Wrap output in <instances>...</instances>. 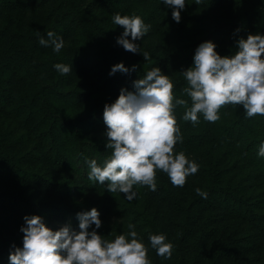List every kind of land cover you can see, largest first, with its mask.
Returning <instances> with one entry per match:
<instances>
[{
  "label": "trees",
  "instance_id": "trees-1",
  "mask_svg": "<svg viewBox=\"0 0 264 264\" xmlns=\"http://www.w3.org/2000/svg\"><path fill=\"white\" fill-rule=\"evenodd\" d=\"M224 3L233 7L232 12L223 17H217L213 13L214 4L223 5ZM104 4L123 8L117 0H88L85 4L82 0H57L52 27L25 32L8 27L0 30V37H4L1 46L3 63L0 64V87L3 89L2 74L7 64L5 61L26 70L28 88L24 90L22 107L27 111V117L37 112L31 116V120H34L33 128L47 142L53 157L73 175V178L59 181L42 179L51 186L63 190L70 199L69 206L61 209L48 201L39 204L40 209L37 213L43 219H47L48 227H51L55 221L61 223L53 230L65 224L78 230L79 221L76 213L90 210L92 207L97 208L100 219L106 214H115L113 201L120 199V195L122 198L124 196L123 193L109 192L104 184L90 180L87 175L90 169L85 162V157L90 158V151L91 154L98 152L102 156V159L97 160L101 164L112 151L105 146L107 126L103 121V107L92 101L83 113H78L75 100L80 93L68 86L64 74L53 69L55 60L43 59L39 53L40 35L47 39L46 33L49 30L63 32L70 23H75L79 35L76 48L80 54L75 62L82 66L88 60L94 61L97 84L100 83L110 94H116L119 74L134 80L142 78L151 68V61L143 63L124 53H113L105 47L100 34L107 32L106 25L98 20L95 13L96 6ZM203 4L206 11L192 13L184 9L178 23L171 16V8L164 5L162 0L161 2L145 0L144 4L139 3L131 10L151 25L149 29L151 36L162 32L163 38L176 49V58L179 62L177 68H180V71L191 65L194 50L202 41L211 40L216 44V51L219 54L231 55L237 50L236 40L240 37L246 38L248 29L253 30V33L264 34V0H203ZM236 29H239V32L235 31ZM90 34H93V37H90ZM57 60L62 61L61 58ZM118 62H123L130 69L132 65L137 67L127 73L117 70L109 75L111 66ZM175 77L178 79L174 78L175 82L173 81V102L176 98H183L190 103L189 97L182 92L183 87L177 83L181 81L186 84V80L182 74ZM81 95L85 98L88 92ZM1 100L5 102L6 98ZM227 105L220 108V118L217 121H207L201 114L196 124L182 118L185 105L177 104L173 109L183 136V141L177 142V148L185 151L189 144H194L197 148H205V154L198 162L197 173L204 179V186L201 189L207 191L208 195L207 198H203L193 190L190 201L183 204L178 201L174 193L171 194L170 199L173 206L180 211L181 221L173 238L174 247L167 264H184L185 254L182 244L185 241H190L192 246L191 264H198L200 255L204 252L202 250L203 235L210 232L209 229L202 228L204 225L200 229L193 228L194 214L202 208L216 210V213L224 212L226 216L239 217L249 213L256 221L255 225L264 228V213L254 212L263 200H248L244 191L245 184L233 179V175L229 173L230 165L227 161V156L244 148L264 165V157L257 155L259 143L264 140V115L248 117L244 113L243 106L239 104L236 105L239 106L238 109L234 108V112L227 114ZM255 129L259 132L257 137H253ZM214 147H218L219 151L212 155L210 149ZM18 169L26 176L34 175L25 169ZM167 191L170 192L169 189ZM12 196L10 191L0 192V197ZM91 197L97 199L94 203L96 205L87 201ZM27 205L32 208L34 204L27 203ZM209 219L212 220L213 217L209 216ZM6 241H3L0 251L9 261V252L14 251L13 246L18 244V240L7 239ZM245 241V236L238 237L231 234L224 242H216L213 249L214 255H212L213 262L223 255H228L229 252H236L238 248H243Z\"/></svg>",
  "mask_w": 264,
  "mask_h": 264
},
{
  "label": "rangeland",
  "instance_id": "rangeland-1",
  "mask_svg": "<svg viewBox=\"0 0 264 264\" xmlns=\"http://www.w3.org/2000/svg\"><path fill=\"white\" fill-rule=\"evenodd\" d=\"M86 1L88 0H82V3L85 4ZM117 1L123 8H114L106 4L97 5L95 8L98 20L106 25L107 32L100 34L105 47L113 53H124V55L143 63L151 61V67L158 66L175 82L174 78L178 79L175 76L182 74L179 73L180 68H177V63H179L176 58L177 51L163 38L162 32H155L156 34L151 36L148 31L141 40H137L136 43L140 45V53L125 50L123 46L117 44L116 38L122 33L123 28L113 22V14L117 12L121 15L136 14L131 8L139 3L144 4L145 0ZM56 2L57 0H0V30L3 27H8L25 32L52 27ZM225 3L223 5L214 4L213 13L217 17H223L232 12L233 7ZM185 9L192 13L206 11L203 0H186ZM55 33L63 37L64 47L57 53L53 51L51 45H40V57L55 60L56 63L72 64V71L64 75L67 78L68 86L75 88L80 93L75 100V108L78 113H83L92 101H95L100 107H104L105 103H111L119 95L122 87L132 90L134 79L119 74L117 76V92L110 94L100 83H96L97 74L94 61L88 60L82 66L75 62V59L80 55L76 48L79 35L75 23H70L63 32ZM249 33H253V30L248 29L247 34ZM90 37H93V34H90ZM3 40L4 37H0V64L3 63L1 57ZM144 51L149 53L147 60L142 56ZM59 58L62 61L57 60ZM5 62L7 64L2 74L3 89L0 87V192L10 191L13 196L0 197V249L3 241L7 239L18 240V244L14 246H22L23 233L20 231V226L24 224L23 217L31 214L39 215L37 211L40 209V203L48 201L60 209L69 206L70 199L64 191L44 182L43 178L58 181L73 178L72 173L53 157L47 142L33 128L34 120H31V116L37 112L27 117V111L22 107L24 90L28 88L26 70L12 65L9 61ZM53 69L55 68L53 67ZM177 83L182 87L186 85L181 81ZM85 92H88V95L83 98L81 94ZM4 97L6 98L5 102L1 100ZM238 107L228 104L227 114H231L234 112V108L238 109ZM258 135L259 132L255 129L253 137ZM187 148L183 151L177 148V144L174 146L176 151H183L188 158L197 163L202 160L205 154L204 147L197 148L194 144H189ZM217 151L219 148L214 147L210 149V154L215 155L218 153ZM89 156V159L95 158L98 161L102 159L98 152L91 154L90 151ZM227 161L230 165L229 173L233 175V179L245 184L244 191L248 200H263L254 212L264 213V173H262L264 165L257 157L253 158L249 150L246 151L244 148L242 151L239 149V151H234L233 155L227 156ZM18 168L25 169L34 175L26 176ZM156 183L159 186L157 185L155 191L150 190L147 185L134 186L137 197L132 201L125 199L124 196L122 198L120 195V199L113 201L115 214H106L101 218L102 224L97 232L107 239H113L117 234L127 233L128 224L133 223L136 225V231L148 246L147 254L152 264H167L169 258L165 259L157 255L156 250L150 247L149 234L163 232L173 244V238L178 231V223L181 221V214L173 206L170 196L174 193L180 203L186 204L190 201L193 190L201 189L204 186V179L196 172L187 177L184 186H174L167 173L158 169ZM96 200L91 197L87 201L96 205L94 204ZM27 203L34 205L31 208ZM215 211L210 208H202L194 214L193 228L200 229L204 225L202 228L210 231L203 235L202 250L204 252L200 255L198 264H264V228L256 226V221L249 213L236 217L234 215L226 216L224 212L216 213ZM56 214H58L57 210ZM209 216L213 219H209ZM44 222L47 226V219H44ZM60 224L55 221L50 228L55 229ZM231 234L238 237L245 236L246 244L243 248H238L236 252H229L228 255H223L213 262L212 255H214L213 249L216 242H224ZM182 247H184L185 254L184 264H191L192 246L190 241H185ZM0 264H9L1 251Z\"/></svg>",
  "mask_w": 264,
  "mask_h": 264
},
{
  "label": "clouds",
  "instance_id": "clouds-1",
  "mask_svg": "<svg viewBox=\"0 0 264 264\" xmlns=\"http://www.w3.org/2000/svg\"><path fill=\"white\" fill-rule=\"evenodd\" d=\"M162 2L171 8V16L178 23L186 0ZM112 19L123 28L116 38L117 44L140 53L136 41L141 40L151 25L137 14L117 12ZM46 36L47 39L39 36V44L51 45L59 53L65 43L63 37L51 30ZM236 49L234 54L221 55L211 40L196 46L191 65L180 71L186 80L182 92L190 103L183 98L173 102V81L158 66L135 79L132 90L122 87L114 101L104 104L102 113L107 126L105 146L112 150L111 154L102 164L85 157L89 179L104 184L109 192L123 193L129 201L137 197L134 186L147 185L150 190H156L158 169L167 173L174 186H184L187 177L198 171L199 164L183 151L174 150L177 142L183 141L173 111L175 105L186 106L182 118L193 124L199 122L201 114L207 121H217L220 108L227 104L242 105L248 117L264 115V34L249 33L246 38H238ZM142 56L149 59L147 51ZM53 67L61 74L72 71V64L57 62ZM136 67L132 65L130 69L118 62L111 66L109 75L117 70L127 73ZM257 155L264 157V140L259 143ZM195 191L207 198V191L200 188ZM76 216L78 230L68 224L53 230L46 226L42 216L25 215L20 226L22 246H13L9 264H152L148 246L135 224H128L127 233L107 239L97 232L102 224L97 208L77 212ZM148 239L157 255L171 257L174 246L165 233H150Z\"/></svg>",
  "mask_w": 264,
  "mask_h": 264
}]
</instances>
